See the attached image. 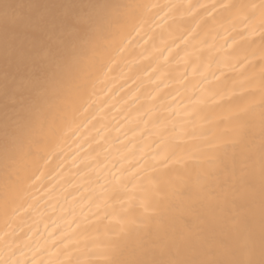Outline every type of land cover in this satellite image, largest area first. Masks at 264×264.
Returning a JSON list of instances; mask_svg holds the SVG:
<instances>
[{"label": "snow or ice", "instance_id": "obj_1", "mask_svg": "<svg viewBox=\"0 0 264 264\" xmlns=\"http://www.w3.org/2000/svg\"><path fill=\"white\" fill-rule=\"evenodd\" d=\"M0 130V264H264V0H108Z\"/></svg>", "mask_w": 264, "mask_h": 264}, {"label": "bare ground", "instance_id": "obj_2", "mask_svg": "<svg viewBox=\"0 0 264 264\" xmlns=\"http://www.w3.org/2000/svg\"><path fill=\"white\" fill-rule=\"evenodd\" d=\"M108 0H0V130L24 125L50 99L62 69L84 54Z\"/></svg>", "mask_w": 264, "mask_h": 264}]
</instances>
